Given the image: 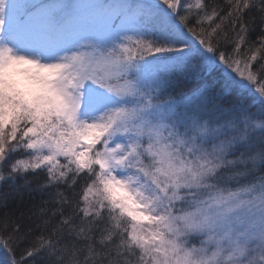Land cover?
Masks as SVG:
<instances>
[{"label":"snow or ice","instance_id":"obj_1","mask_svg":"<svg viewBox=\"0 0 264 264\" xmlns=\"http://www.w3.org/2000/svg\"><path fill=\"white\" fill-rule=\"evenodd\" d=\"M0 208V264H264V0H0Z\"/></svg>","mask_w":264,"mask_h":264},{"label":"trees","instance_id":"obj_2","mask_svg":"<svg viewBox=\"0 0 264 264\" xmlns=\"http://www.w3.org/2000/svg\"><path fill=\"white\" fill-rule=\"evenodd\" d=\"M253 38H255L253 36ZM191 87V85H179L177 88H176V92H180V91H188L189 88ZM13 207L12 205H10V208ZM9 209H2L0 208V216L3 215L4 211H8Z\"/></svg>","mask_w":264,"mask_h":264}]
</instances>
